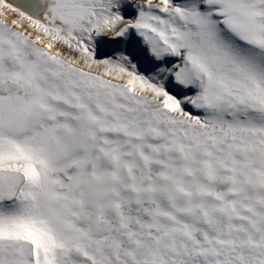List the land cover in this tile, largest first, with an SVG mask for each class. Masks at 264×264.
I'll use <instances>...</instances> for the list:
<instances>
[{
    "label": "snow or ice",
    "instance_id": "snow-or-ice-1",
    "mask_svg": "<svg viewBox=\"0 0 264 264\" xmlns=\"http://www.w3.org/2000/svg\"><path fill=\"white\" fill-rule=\"evenodd\" d=\"M0 264H264V0H0Z\"/></svg>",
    "mask_w": 264,
    "mask_h": 264
}]
</instances>
